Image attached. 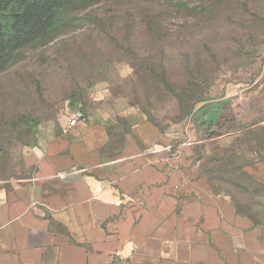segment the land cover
Instances as JSON below:
<instances>
[{
	"label": "rangeland",
	"instance_id": "1",
	"mask_svg": "<svg viewBox=\"0 0 264 264\" xmlns=\"http://www.w3.org/2000/svg\"><path fill=\"white\" fill-rule=\"evenodd\" d=\"M34 2L16 14L36 34L0 36L19 39L0 68V190L71 119L121 129L135 107L264 243V0Z\"/></svg>",
	"mask_w": 264,
	"mask_h": 264
},
{
	"label": "crops",
	"instance_id": "2",
	"mask_svg": "<svg viewBox=\"0 0 264 264\" xmlns=\"http://www.w3.org/2000/svg\"><path fill=\"white\" fill-rule=\"evenodd\" d=\"M61 130L0 190V264H264L249 219L135 107Z\"/></svg>",
	"mask_w": 264,
	"mask_h": 264
},
{
	"label": "trees",
	"instance_id": "3",
	"mask_svg": "<svg viewBox=\"0 0 264 264\" xmlns=\"http://www.w3.org/2000/svg\"><path fill=\"white\" fill-rule=\"evenodd\" d=\"M30 2H34V0H0L1 42H4V38H7V36H14L12 35L14 32L29 33L30 35L36 34L37 28L34 26V24L31 22H23L24 20H20V16L16 14L17 12L23 13L30 5ZM33 5L37 7L39 6L35 2ZM24 16L26 17V14ZM24 40L26 41V39ZM16 44H19V39H13V43L9 46L7 43H3L2 45L0 44V68L4 65L3 62H7L9 60L11 56V46L13 45L14 47ZM201 101L202 100L199 99L194 100L191 109H194L197 104L201 103ZM222 121L223 119L218 120V122L215 124H211L209 129L211 130L215 127L220 129L223 124ZM153 124L157 126L163 134H165V131L162 130L158 125H156L154 122ZM203 158L204 157L200 158V160H203ZM206 170H208V168H206ZM208 175L209 174L206 173L204 178L209 179L210 177Z\"/></svg>",
	"mask_w": 264,
	"mask_h": 264
},
{
	"label": "built area",
	"instance_id": "4",
	"mask_svg": "<svg viewBox=\"0 0 264 264\" xmlns=\"http://www.w3.org/2000/svg\"><path fill=\"white\" fill-rule=\"evenodd\" d=\"M87 118L84 115L77 116L69 121L68 127L73 128L80 124L86 123Z\"/></svg>",
	"mask_w": 264,
	"mask_h": 264
}]
</instances>
